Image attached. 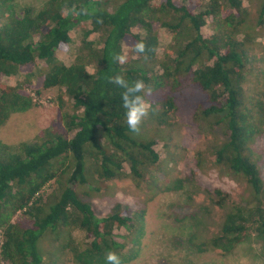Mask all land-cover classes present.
<instances>
[{
    "label": "trees",
    "instance_id": "obj_1",
    "mask_svg": "<svg viewBox=\"0 0 264 264\" xmlns=\"http://www.w3.org/2000/svg\"><path fill=\"white\" fill-rule=\"evenodd\" d=\"M250 1L200 0L179 6L174 0H48L36 12L18 6L17 0H0V130L14 115L38 106L35 96L47 91L57 92L58 106L56 121L33 142L10 146L0 140L3 262L44 264L41 240L46 234L55 242L64 237L59 247L68 264H107L109 251L122 264L138 258L146 236V211L126 212L116 205L110 215L99 217L76 190L87 184L88 162L103 183L130 179L138 189L164 192L187 186L189 202L199 190L192 183L194 170L154 188L153 183L161 182L155 178L158 143L136 138L129 130L124 89L109 83V77L117 75L151 87V96L147 88L140 93L149 107L145 119L160 126L172 124L170 117L179 112L178 99L188 88L201 93L193 124L199 134L225 138L210 150L213 166L220 177L247 188L239 203L222 189L207 191L222 210V224L208 239L192 235L191 245L198 253L228 255L255 236L264 247V180L251 155L252 142L264 135V91L257 100L247 96L254 55L246 43L252 37L245 33V40L240 39L251 18ZM208 20L213 34L205 36ZM258 21L261 28L264 0ZM160 30L171 36L165 46ZM141 41L148 49L145 54L134 50ZM59 53L71 54V65ZM115 55H125L127 62L119 64ZM10 77H17L16 85L5 81ZM261 80L264 83V69ZM196 161L200 170L209 164L201 152ZM51 184L55 189L45 194ZM188 218L195 228L200 223L196 214ZM125 227L134 235L133 246L118 238L116 231ZM59 258L55 255L50 264Z\"/></svg>",
    "mask_w": 264,
    "mask_h": 264
},
{
    "label": "rangeland",
    "instance_id": "obj_2",
    "mask_svg": "<svg viewBox=\"0 0 264 264\" xmlns=\"http://www.w3.org/2000/svg\"><path fill=\"white\" fill-rule=\"evenodd\" d=\"M47 1L17 0V5L30 6L37 12ZM174 2L179 6H190L199 4L200 0H174ZM246 4L251 18L240 39L244 41L245 33L250 34L252 39L246 43V47L254 58L251 63L253 70L245 89L248 98L257 100L264 91V83L261 80V72L264 69V25L261 28L258 25L262 0H251ZM211 23V20H208V25L203 31L205 36L213 34ZM72 35L73 41L78 45L76 34ZM160 39L162 46H165L170 43L171 36L160 30ZM59 57L68 66L73 61L71 54L59 53ZM5 81L10 85H16L17 77L5 78ZM56 96L55 90L45 92L40 98L35 96L38 106L27 113L14 115L0 130L2 143L10 146L21 142L30 143L40 131L48 129L57 118ZM178 100L180 110L170 117L172 124L160 126L157 121L147 118L143 120L140 133L135 136L146 140L153 138L158 143L160 163L155 178L161 182L153 183L154 188L162 187L169 179L184 178L193 170L196 172L192 183L196 184L199 190L190 202L185 194L187 186L182 191L164 192L147 188L138 189L130 179L100 182L90 162L85 172L87 184L78 185L76 190L81 199L96 210L99 217L110 215L116 205H120L126 212L146 211V236L142 239L138 258L129 264H264L263 243L255 236L247 237L228 255L215 250L198 253L189 242L194 234L200 239L212 237L222 224V210L212 203L208 190L219 188L227 191L233 201L238 203L245 199L248 193L245 184L220 177L213 166L214 161L210 159L212 157L210 150L220 144L225 139L224 136L220 133L199 134V130L193 124L192 114L197 104L202 101L201 93L191 87L184 92V97L181 96ZM199 152L203 153L209 162L203 170H200L196 163V155ZM251 155L264 180V135L256 136L255 141L252 142ZM54 189L55 185L51 184L44 192L51 194ZM194 214L200 222L196 228L188 218ZM183 219L185 223L178 222ZM129 231L130 229L125 227L117 230L116 233L118 238L124 237L129 245L133 246L130 240L134 239V235H130ZM82 236L79 234L80 239ZM52 239V235L46 234L41 240V249L45 253L44 264H50L55 255L60 256L57 264H68L66 255L61 253L62 249L59 247L64 237L57 242ZM1 245L0 234V249ZM0 264L7 263L0 257Z\"/></svg>",
    "mask_w": 264,
    "mask_h": 264
},
{
    "label": "clouds",
    "instance_id": "obj_3",
    "mask_svg": "<svg viewBox=\"0 0 264 264\" xmlns=\"http://www.w3.org/2000/svg\"><path fill=\"white\" fill-rule=\"evenodd\" d=\"M134 50L137 54H145L148 49L146 44L141 41L134 45ZM114 59L119 64H125L127 62L125 55H115ZM109 83H114L124 89L121 98L123 102L122 106L126 109V122L129 130L138 135L141 131L143 120L149 115V107L145 95H140V93H144L147 88L146 95L151 96V87L146 86L143 80H137L130 84L120 75L109 77ZM106 260L107 264H122L119 256L112 251L107 253Z\"/></svg>",
    "mask_w": 264,
    "mask_h": 264
}]
</instances>
